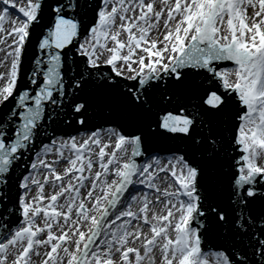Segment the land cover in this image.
Here are the masks:
<instances>
[{
	"label": "snow or ice",
	"instance_id": "6c2138e0",
	"mask_svg": "<svg viewBox=\"0 0 264 264\" xmlns=\"http://www.w3.org/2000/svg\"><path fill=\"white\" fill-rule=\"evenodd\" d=\"M0 264H264V0H0Z\"/></svg>",
	"mask_w": 264,
	"mask_h": 264
},
{
	"label": "water",
	"instance_id": "95a60500",
	"mask_svg": "<svg viewBox=\"0 0 264 264\" xmlns=\"http://www.w3.org/2000/svg\"><path fill=\"white\" fill-rule=\"evenodd\" d=\"M83 131H86V130H83ZM73 134H76V133H73Z\"/></svg>",
	"mask_w": 264,
	"mask_h": 264
},
{
	"label": "rangeland",
	"instance_id": "374dc122",
	"mask_svg": "<svg viewBox=\"0 0 264 264\" xmlns=\"http://www.w3.org/2000/svg\"><path fill=\"white\" fill-rule=\"evenodd\" d=\"M6 27H7V25H6Z\"/></svg>",
	"mask_w": 264,
	"mask_h": 264
}]
</instances>
